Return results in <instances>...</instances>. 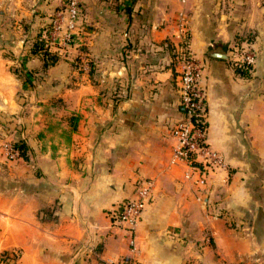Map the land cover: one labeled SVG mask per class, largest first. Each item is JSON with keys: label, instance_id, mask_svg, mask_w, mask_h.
Masks as SVG:
<instances>
[{"label": "crops", "instance_id": "1", "mask_svg": "<svg viewBox=\"0 0 264 264\" xmlns=\"http://www.w3.org/2000/svg\"><path fill=\"white\" fill-rule=\"evenodd\" d=\"M10 1L0 24L7 35L13 21L21 36L9 61L21 77L0 58V142L17 129L28 160L0 158V264L124 256L123 234L106 212L144 179L153 189L136 228L137 264H264V199L249 184L264 167V0H82L75 35L92 72L59 59L36 82L42 59L25 50L20 22L27 18L32 31L40 24L22 0ZM181 8L201 65L204 141L225 165L201 186L187 166L170 162V129L182 114L167 44L174 51ZM50 34L56 48L62 31ZM238 42L254 52L243 73L229 52ZM60 113L77 117L74 130Z\"/></svg>", "mask_w": 264, "mask_h": 264}, {"label": "built area", "instance_id": "2", "mask_svg": "<svg viewBox=\"0 0 264 264\" xmlns=\"http://www.w3.org/2000/svg\"><path fill=\"white\" fill-rule=\"evenodd\" d=\"M174 21L176 32L175 41L172 43L178 62L177 93L182 117L170 129L174 141L170 162L187 166L190 172L196 174L195 181L201 186L205 183L207 174L225 165L222 157L204 141L205 100L200 85L201 65L187 44L186 18L182 8L176 12ZM82 22L81 0H64L62 8L51 19V33L62 31L59 46L66 47L69 42H73ZM47 43L54 44L50 31ZM229 52L234 67L245 69L254 61V52L245 42L234 43ZM0 158L9 162L22 160L11 140L0 142ZM152 189L151 180H136L131 196L107 210L110 223L123 234L127 253L115 260H107L105 264H137L133 258L136 228L151 199Z\"/></svg>", "mask_w": 264, "mask_h": 264}, {"label": "rangeland", "instance_id": "3", "mask_svg": "<svg viewBox=\"0 0 264 264\" xmlns=\"http://www.w3.org/2000/svg\"><path fill=\"white\" fill-rule=\"evenodd\" d=\"M10 0H0V18L2 17V14L4 12V9L6 8L7 4H9ZM24 3L25 9H27L30 12V16H35L36 22L40 25H35L34 30L32 31L28 24V19L24 18L20 23V26L23 27L21 30H23L22 35L24 34V41L23 45H25V50H27V53L35 47L36 41L44 40V48L48 51V54H54L56 56V61L59 59H63L65 61H69L72 64L73 70H75L78 73H86L88 71V64L89 59L87 55V49L86 46L83 44V41H80V36L78 38V35H76L73 39V42H69V46H59L58 49L55 48L54 44L49 45L48 38H49V31H51V19L54 18V14L56 11L60 10L64 4V0H22ZM82 3V0H81ZM12 4V3H11ZM82 8V6H81ZM27 20V21H25ZM13 21L8 22V34L6 35L5 31L2 28V24H0V58L4 59L3 62H6L3 66L5 71H8L10 73H15L16 76L21 77L20 72H17L16 70L18 67H15V62L10 63L9 61H13L15 56L17 55V52L14 53L12 50V45H14L13 40L21 39V36L17 33V37L15 34L12 33V30H14L13 27ZM34 44V45H33ZM39 58L42 59L41 52H35ZM16 54V55H15ZM174 56V55H173ZM123 57V56H122ZM92 63V62H91ZM85 64V67H84ZM46 69V68H45ZM41 66H38L37 70L35 71L36 79L33 81H40L41 76L46 71ZM34 71V70H33ZM30 75V73L28 74ZM93 75H95V72L93 71ZM92 75V76H93ZM16 96H18V93H16ZM19 97V96H18ZM52 99V98H51ZM51 100L48 101L50 103ZM47 103V104H48ZM46 104V105H47ZM54 104V101H52V105ZM51 105V107H52ZM50 106V105H49ZM48 107V105H47ZM59 121H65L68 122V116L66 115L63 119L62 116H64L62 113L59 114ZM68 123H66L67 125ZM62 128V127H61ZM17 132V129L15 130ZM16 132L9 131V134H11V142L16 141L18 138L16 137ZM22 160H16V162H21ZM13 162V161H11ZM15 162V161H14ZM256 165L252 166L251 169L253 171H256ZM258 173L260 175L264 174V167L258 169ZM257 174V173H256ZM257 175L252 177L249 181L251 190L254 192V196H256L257 199H264V191L260 189L261 185V179L262 176ZM256 188V189H255ZM257 190V191H256ZM261 190V191H260Z\"/></svg>", "mask_w": 264, "mask_h": 264}, {"label": "trees", "instance_id": "4", "mask_svg": "<svg viewBox=\"0 0 264 264\" xmlns=\"http://www.w3.org/2000/svg\"><path fill=\"white\" fill-rule=\"evenodd\" d=\"M45 44L44 40H39L38 42L36 41L35 43V47L36 48H32L31 51L32 52H41V56H42V64L41 67L43 69L47 68L49 65H52L55 63L56 61V56L54 54H48L47 50L43 47ZM34 45V44H33ZM168 48H169V52L171 50V54L172 57H174V51L171 49L170 44H167ZM92 63L89 61L88 64V73L92 72ZM237 72H245L244 68H238L236 67L235 69ZM76 116L71 115L68 119V121L70 122V129L74 130L75 129V125L74 122L76 121ZM12 145L14 148H16V150L18 151L20 157L24 160H28V148L26 146V144L21 140V139H17L16 141L12 142Z\"/></svg>", "mask_w": 264, "mask_h": 264}]
</instances>
